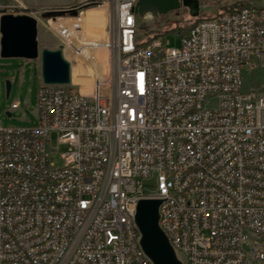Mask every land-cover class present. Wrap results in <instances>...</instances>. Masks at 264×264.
I'll return each mask as SVG.
<instances>
[{
    "label": "built area",
    "instance_id": "1",
    "mask_svg": "<svg viewBox=\"0 0 264 264\" xmlns=\"http://www.w3.org/2000/svg\"><path fill=\"white\" fill-rule=\"evenodd\" d=\"M103 1L102 47L67 11L41 13L93 85L42 83L34 124L0 121V264H153L135 224L144 199L161 201L182 264H264V90H242L245 68L264 71V1L199 15L179 48L141 36L139 0Z\"/></svg>",
    "mask_w": 264,
    "mask_h": 264
},
{
    "label": "rangeland",
    "instance_id": "2",
    "mask_svg": "<svg viewBox=\"0 0 264 264\" xmlns=\"http://www.w3.org/2000/svg\"><path fill=\"white\" fill-rule=\"evenodd\" d=\"M202 7L200 18L213 16L224 9L232 6L236 0H199ZM243 2L259 3L264 0H240ZM103 0H0V17L3 15L20 16L26 15L38 21V46L39 58L27 62L22 59H2L0 57V121L3 127H25L36 122V100L39 85L42 82L41 73V53L44 50L55 51L63 45L58 34L51 27V19L42 20V11L64 10L59 19L71 17L79 20L82 24L84 37L94 45L104 46L107 40V26L110 20L109 7ZM23 6V7H22ZM76 13L74 15L73 13ZM196 19L189 16L187 9L169 13L165 16L151 18L137 17L138 27L142 37L153 38L158 35H165L169 41V46L179 48L180 37L175 34L180 28L190 26ZM67 22L66 25H70ZM64 58L71 64L72 81L80 84L83 89L81 93L89 94L93 85L91 69L89 66L66 46ZM100 63H105L108 53L98 50L91 54ZM101 67V66H100ZM103 69V67H101ZM41 80V82H40ZM10 82L11 89L6 93V82ZM66 90L75 89L69 85L64 86ZM243 92L254 94L264 90V71L260 68L248 69L243 72ZM20 101V110L11 112L12 103ZM12 116L8 118L7 113ZM51 147L56 149L51 153L50 160L57 166H61V154L66 151L65 146H58L56 136L52 137ZM140 184L146 193H155L156 184L152 178L141 179Z\"/></svg>",
    "mask_w": 264,
    "mask_h": 264
},
{
    "label": "water",
    "instance_id": "3",
    "mask_svg": "<svg viewBox=\"0 0 264 264\" xmlns=\"http://www.w3.org/2000/svg\"><path fill=\"white\" fill-rule=\"evenodd\" d=\"M187 9L189 16L197 19L200 15L199 0H139L134 12L139 17L151 14L165 16L180 9ZM76 15V13H73ZM57 15L47 13L43 18ZM38 22L35 18L20 15L0 17V57L34 61L39 58ZM42 82L46 85H68L71 81V66L64 58L62 46L55 51L41 53ZM11 89L6 82V93ZM8 118L11 117L7 113ZM160 200H140L136 207L135 224L140 232V245L153 264H182L159 226Z\"/></svg>",
    "mask_w": 264,
    "mask_h": 264
},
{
    "label": "trees",
    "instance_id": "4",
    "mask_svg": "<svg viewBox=\"0 0 264 264\" xmlns=\"http://www.w3.org/2000/svg\"><path fill=\"white\" fill-rule=\"evenodd\" d=\"M248 5H249L248 2H243V1H240V0H236V2L232 4V6H230V7L227 8V9H224L223 11H229V12H231V11H238V10H240V9H242V8H244V7H246V6H248ZM195 21H196V20H195ZM188 27H189V26H188ZM188 27L180 28L179 31L185 30V29H187ZM159 36H160V35L155 36V37H153V38H156V37H159ZM161 36H164V35H161ZM148 39H151V38H148Z\"/></svg>",
    "mask_w": 264,
    "mask_h": 264
},
{
    "label": "bare ground",
    "instance_id": "5",
    "mask_svg": "<svg viewBox=\"0 0 264 264\" xmlns=\"http://www.w3.org/2000/svg\"><path fill=\"white\" fill-rule=\"evenodd\" d=\"M130 15H132V17H138L136 14H135V12H134V8H130ZM145 18H151V19H153V18H155V16H153V15H151V14H147V15H145L144 16V19ZM66 24V23H65ZM105 45H106V43H105ZM104 45V46H105ZM20 107H21V105H20Z\"/></svg>",
    "mask_w": 264,
    "mask_h": 264
},
{
    "label": "crops",
    "instance_id": "6",
    "mask_svg": "<svg viewBox=\"0 0 264 264\" xmlns=\"http://www.w3.org/2000/svg\"><path fill=\"white\" fill-rule=\"evenodd\" d=\"M26 61H27V60H26ZM27 62H29V61H27ZM40 82H41V80H40ZM42 83H43V82L40 83L39 87L41 86ZM14 102H19V103H20V101H17V100H15ZM20 105H21V103H20Z\"/></svg>",
    "mask_w": 264,
    "mask_h": 264
}]
</instances>
